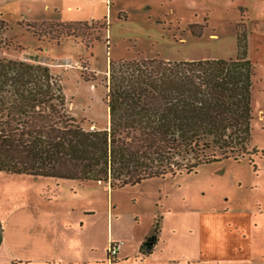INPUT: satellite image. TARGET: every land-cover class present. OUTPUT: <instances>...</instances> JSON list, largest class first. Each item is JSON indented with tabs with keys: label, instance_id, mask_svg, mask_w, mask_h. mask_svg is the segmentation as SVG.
<instances>
[{
	"label": "rangeland",
	"instance_id": "374dc122",
	"mask_svg": "<svg viewBox=\"0 0 264 264\" xmlns=\"http://www.w3.org/2000/svg\"><path fill=\"white\" fill-rule=\"evenodd\" d=\"M0 20V58L46 66L60 80L68 111L84 129L106 126L109 62L234 58L236 38L243 37L252 66L246 149L253 153L107 191L91 182L81 186L69 179L0 173V210L22 200L41 202L40 185L60 182L67 193L76 192L69 206L86 204L101 217L110 201L117 233L157 239L155 261L184 264L240 254L235 242L229 250L221 248L214 225L231 227L264 210V0H0ZM68 22L84 25L57 26ZM207 221L212 230L202 229ZM101 240L96 237L98 245Z\"/></svg>",
	"mask_w": 264,
	"mask_h": 264
},
{
	"label": "trees",
	"instance_id": "16d2710c",
	"mask_svg": "<svg viewBox=\"0 0 264 264\" xmlns=\"http://www.w3.org/2000/svg\"><path fill=\"white\" fill-rule=\"evenodd\" d=\"M75 25L84 23L57 24ZM3 28L0 20V44ZM241 39L234 58L109 62L102 129L79 125L46 66L0 58V172L111 189L253 153L252 66Z\"/></svg>",
	"mask_w": 264,
	"mask_h": 264
},
{
	"label": "crops",
	"instance_id": "0c3cea01",
	"mask_svg": "<svg viewBox=\"0 0 264 264\" xmlns=\"http://www.w3.org/2000/svg\"><path fill=\"white\" fill-rule=\"evenodd\" d=\"M58 180L62 179H53ZM90 182L104 187L105 191L110 189L104 184L92 181L75 183L82 186ZM60 185V182L42 183L41 192L38 193L41 202L28 199L1 208L0 264L168 263L165 260L158 262V259H152L157 239L151 237V240H147L149 237L144 236L127 237L115 231L116 212L110 201L105 204L101 217H97L94 216V209L86 204H77L76 208L69 206L67 201L76 199V192L67 193ZM249 217V221L232 225V228L227 224L214 225V232L224 242V247L221 248L227 247L229 250L235 242V250L240 253L238 256L199 258L184 264H264V210L252 211ZM211 228L208 221L202 224L203 230H212ZM99 235L102 237L100 245L96 241ZM111 241L121 243L112 262L108 263L106 254ZM145 241L147 244L143 246ZM171 264L183 263L175 261Z\"/></svg>",
	"mask_w": 264,
	"mask_h": 264
},
{
	"label": "built area",
	"instance_id": "2783aa9c",
	"mask_svg": "<svg viewBox=\"0 0 264 264\" xmlns=\"http://www.w3.org/2000/svg\"><path fill=\"white\" fill-rule=\"evenodd\" d=\"M120 243H121L120 241L109 242L107 247V254H106L108 263L112 262V258L115 256L116 250L120 245Z\"/></svg>",
	"mask_w": 264,
	"mask_h": 264
}]
</instances>
